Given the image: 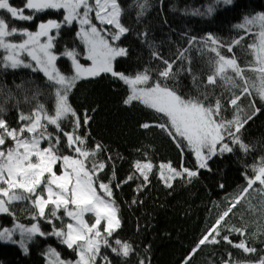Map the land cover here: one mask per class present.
Here are the masks:
<instances>
[{"label": "snow or ice", "instance_id": "obj_1", "mask_svg": "<svg viewBox=\"0 0 264 264\" xmlns=\"http://www.w3.org/2000/svg\"><path fill=\"white\" fill-rule=\"evenodd\" d=\"M222 2L231 4L232 0ZM135 7L138 8L137 17L143 16L149 7L148 0H136ZM26 9L31 10L30 14H25ZM0 10H6L11 19L20 21H33L37 14L48 10H62L61 20L40 22L36 31L10 26L8 20L0 16V50L4 53L0 55V67H23L42 73L53 90L55 101L52 111L37 102L29 113L20 112L16 127L3 118L4 108L0 107V214L14 215L11 206L25 203L30 205L27 209L31 214L30 220L37 221L30 226L16 223L13 228L0 230V241L18 243L27 253L28 244L37 236H53L75 254V259H64L55 248L49 247L47 264H97L98 261L100 264H112L102 253V248L124 258L133 254L129 243L118 237L113 239L120 227V219L111 183L99 180L100 172L106 167V163L98 159L104 148L100 144L88 147V137L81 136L79 129L88 124L90 117L85 114L81 118L69 102L70 93L81 79L108 73L121 80L128 87L129 94L124 100L126 105L137 102L162 118V122L155 125L144 123L141 126L145 129L155 126L166 132L182 153L186 148L194 154L198 168H206L212 156L232 151L224 142L226 138L233 144H239L245 152L249 151L237 134L248 120L261 111L256 107L255 97L264 102V13L246 16L243 23L237 25L253 37V42L247 46L253 59L246 66H241L234 56L221 54V42L211 35L207 37L206 50L215 55L209 61L211 71L206 77L205 90L197 95L184 96L179 94L174 84L168 83L177 77L175 61L169 62L157 56L163 67L155 69V76L150 68L133 74L115 71L114 61L128 55L127 48L117 43L129 32V28L121 22L124 9L119 0H25L21 8L12 6L10 0H0ZM207 11L211 13L213 9L209 7ZM74 24L78 25L75 36L83 45V58L91 62L88 66L80 62L82 52L76 48L65 47L59 55L53 51L60 29ZM17 36L21 38L20 42L12 39ZM242 39L244 37L233 43L239 44ZM192 42H195L194 37ZM227 48L228 52H232V45ZM188 51L184 49L178 53V58L188 62L189 66L182 71L188 72L196 81L190 66L191 58L186 56ZM61 56L70 61L71 74L61 72L57 66ZM249 71L255 78L245 74ZM218 82L232 93L227 100L234 110L231 120H225L221 115L224 110L222 98L210 99L213 93L207 89L209 86L217 87ZM233 89L238 90V94ZM244 96L253 97L249 100L250 112H244L240 107L239 101ZM33 99L36 97L33 96ZM69 120L71 126L65 128L63 122ZM66 151L68 154H65ZM158 167L159 176L168 187L172 186L169 181L177 177L198 175L197 170L184 168L183 165L182 170L177 169L170 162L161 163ZM153 168L151 161L135 164L136 172L145 183L149 181ZM165 170L169 175H165ZM134 178L130 175L124 183ZM246 180V186L199 240L192 254L201 245L219 243L217 237L220 236L222 222L252 192L261 197L260 212L264 219V157L252 165V175ZM249 207L254 210L250 199ZM86 214L94 218L92 222L85 219ZM40 221L51 225V231L42 230ZM56 221L60 222L59 226ZM228 230L245 235L247 225ZM16 232L19 233L18 240L13 239ZM257 232L264 234V223L257 224ZM222 239L232 244L229 236L225 235ZM233 246L245 253L257 251L248 247L245 240ZM139 264L145 262L141 260ZM184 264H188V260ZM254 264H264V256Z\"/></svg>", "mask_w": 264, "mask_h": 264}, {"label": "trees", "instance_id": "obj_2", "mask_svg": "<svg viewBox=\"0 0 264 264\" xmlns=\"http://www.w3.org/2000/svg\"><path fill=\"white\" fill-rule=\"evenodd\" d=\"M10 3L21 8L25 0H10ZM119 3L124 9L121 22L129 28V32L117 43L127 48L128 55L114 61L115 71L133 74L150 68L155 76V69L163 67L157 56L169 62L175 61L177 77L168 83L174 84L179 94L184 96L197 95L205 90L206 77L211 71L209 61L215 55L206 50L207 37L211 35L221 42V54L234 56L241 66H246L253 59L247 47L253 42V37L237 25L242 24L246 16L264 13V0H232L231 4H224L222 0H148L147 11L138 18L136 0H119ZM209 7L213 9L211 13L207 11ZM30 12L25 10V14ZM3 17L10 26L36 31L40 22L61 20L62 10L39 13L33 21L13 20L7 14H3ZM75 26L60 29L54 52L59 55L65 47L76 48L82 52L80 62L85 63L83 45L75 36ZM193 37L195 42L190 43ZM240 37L244 39L239 44L233 43ZM12 39L14 42L21 40L19 36ZM228 45H232V52H228ZM184 49L189 50L186 56L191 58L190 66L196 81L188 72L182 71L189 66L186 60L178 58V53ZM3 54V50H0V55ZM57 66L61 72L71 74L67 58L61 56ZM245 74L255 78L250 71ZM207 90L213 93L210 99L222 98V117L225 120L233 119L234 110L227 103L232 93L227 86H220L218 82L217 87L209 86ZM233 91L238 94V90ZM128 94V87L121 80L102 73L97 77L79 80L69 95V102L76 113L81 118L85 114L90 117L88 124L79 129L80 135L88 137L89 148L94 144L104 148L98 159L104 161L106 167L100 172L99 180L111 183L120 219V227L113 239L118 237L134 250L127 258L116 256L110 249L102 248V253L108 256L112 264H139L141 260L145 264H184L185 260H188V264H254L264 256V234L257 232V224L264 223V219L260 212L261 197L256 192L242 200L222 222L221 233L217 237L219 243L201 245L195 254H192V250L246 186V177L252 175V165L264 157V102L255 97L256 107L261 111L248 120L237 134L249 151L245 152L239 144H233L226 138L224 142L229 144L232 151L217 154L216 157L223 163L218 173L219 189L225 187L224 176L229 166L235 167L244 178L239 186L217 195L199 174L191 178L177 177L169 181L171 187L167 186L159 176L158 166L161 163L170 162L177 169L183 165L198 173L201 168H198L194 154L186 148L182 153L166 132L155 126L148 129L141 126L144 123L155 125L162 122V118L137 102L126 105L124 100ZM252 98L244 96L239 101L244 112L251 111L249 100ZM37 102L43 103L49 111L54 108L53 90L42 73L23 67H0V107L4 108L3 118L9 125L16 127L19 113H29ZM63 125L69 128L71 121H64ZM49 130L53 131L52 128ZM65 154H68L67 151ZM138 161H151L154 165L147 183L135 170ZM166 174L169 175L167 170ZM130 175L135 178L124 183ZM117 183L119 187L115 186ZM249 199L254 210L249 207ZM29 207L18 202L11 206L14 215L0 214V230L13 228L16 223L27 226L36 223L30 220ZM55 223L59 226L60 222ZM40 224L42 230L51 231V225L43 221ZM245 225V235L228 230ZM225 235L229 236L232 244L222 239ZM241 240H245L248 247L256 248V253H245L233 246ZM49 247L55 248L64 259H75V254L57 238L37 236L28 244L27 253L18 243L0 241V264H47L46 252Z\"/></svg>", "mask_w": 264, "mask_h": 264}, {"label": "rangeland", "instance_id": "obj_3", "mask_svg": "<svg viewBox=\"0 0 264 264\" xmlns=\"http://www.w3.org/2000/svg\"><path fill=\"white\" fill-rule=\"evenodd\" d=\"M3 14H7L6 10H0V16H3ZM76 25V24H75ZM78 30V25H76ZM16 38V37H14ZM54 51V49H53ZM91 62L87 61L84 64L85 66H88ZM93 78V77H92ZM212 156L208 161H207V167L206 168H201L199 170V175L203 177L208 185L210 186V189H212L214 192H216L217 195L229 192L230 190L234 189V187L239 186L244 182V178L241 177L242 175L240 174L239 171L235 169V167L229 166V170L225 174V187H221L220 189L218 188L219 184V175L218 173L221 171L223 167L222 160L219 157ZM167 175V174H166ZM85 219H87L89 222L93 221V217L90 214H86ZM18 236V237H17ZM13 239L18 240L19 239V233L16 232L14 233ZM3 242H10V241H3Z\"/></svg>", "mask_w": 264, "mask_h": 264}]
</instances>
